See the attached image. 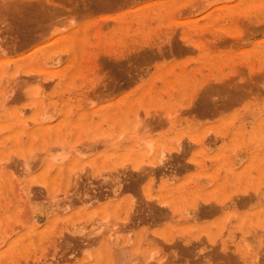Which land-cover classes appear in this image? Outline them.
<instances>
[{
    "label": "rangeland",
    "instance_id": "rangeland-1",
    "mask_svg": "<svg viewBox=\"0 0 264 264\" xmlns=\"http://www.w3.org/2000/svg\"><path fill=\"white\" fill-rule=\"evenodd\" d=\"M0 76V264H264V0H0Z\"/></svg>",
    "mask_w": 264,
    "mask_h": 264
},
{
    "label": "bare ground",
    "instance_id": "bare-ground-1",
    "mask_svg": "<svg viewBox=\"0 0 264 264\" xmlns=\"http://www.w3.org/2000/svg\"><path fill=\"white\" fill-rule=\"evenodd\" d=\"M211 1V0H210ZM217 7V6H216ZM64 38V37H63ZM65 50V49H64ZM66 51V50H65ZM53 56V55H52ZM59 56V55H58ZM58 58H60V57H58ZM51 59V58H50ZM41 60V59H40ZM43 62V61H42ZM57 63V62H56ZM46 65V64H45ZM44 70V69H43ZM44 72V71H43ZM46 73V72H45ZM1 77V76H0ZM3 77V76H2ZM14 77V76H13ZM41 77V76H40ZM1 79V78H0ZM8 81V80H7ZM5 94V93H4ZM7 94V93H6ZM5 94V95H6ZM1 96V95H0ZM3 96V95H2ZM5 101V100H4ZM50 114V113H49ZM72 114V113H71ZM42 115V114H41ZM51 115V114H50ZM19 116V115H18ZM39 118V117H38ZM50 118V117H49ZM40 120H41V117H40ZM48 121V120H47ZM139 121V120H138ZM23 122V121H22ZM2 128H5V129H7V131L9 132V134L11 135L12 134V131L9 129V128H7L6 127V125H3L2 126ZM28 128V127H27ZM37 128H38V126H37ZM135 129V128H134ZM37 130H39V129H37ZM123 134V133H122ZM36 135V134H35ZM121 135V134H120ZM46 136V135H45ZM30 137V136H29ZM19 139V138H18ZM20 140V139H19ZM94 140V139H93ZM110 140V139H109ZM114 141V140H113ZM144 142V141H143ZM4 142H2V144H3ZM142 143V142H141ZM198 143V142H197ZM205 143V142H204ZM231 143V142H230ZM137 144V143H136ZM135 144V145H136ZM200 144V143H199ZM199 144H197V145H199ZM249 144V143H248ZM150 145V144H149ZM202 145V144H201ZM66 146V145H65ZM94 146V145H93ZM121 146H122V144H121ZM133 147H134V145H133ZM146 147V146H145ZM151 147V146H150ZM52 148V147H51ZM85 148V147H84ZM91 148V147H90ZM117 148V147H116ZM49 149V148H48ZM60 149V148H59ZM134 149V148H133ZM146 149H147V147H146ZM84 150V149H83ZM149 151H151L150 149L148 150V152ZM70 152V151H69ZM51 153V152H50ZM164 153V152H163ZM162 153V154H163ZM53 154H55V153H53ZM70 154V153H69ZM148 154V153H147ZM12 156V155H11ZM160 156V155H159ZM165 156V155H164ZM163 156V157H164ZM51 157V156H50ZM65 157V156H64ZM161 157V156H160ZM163 157H161L162 159H163ZM229 157V156H228ZM7 158V157H6ZM49 158V157H48ZM57 158H59V157H57ZM62 159V158H61ZM29 160V159H28ZM48 160V159H47ZM50 160V159H49ZM234 160V159H233ZM40 161V160H39ZM157 161V160H156ZM158 161H161V160H158ZM233 162V161H232ZM142 163V162H141ZM143 165V164H142ZM128 166V165H127ZM161 166V165H160ZM5 168V167H4ZM149 170H151V169H149ZM2 171H4V170H2ZM2 171H0V172H2ZM6 171V170H5ZM137 172V171H136ZM70 176V175H69ZM10 177H11V175H10ZM208 179V178H207ZM14 180V179H13ZM15 181V180H14ZM170 182V181H169ZM15 183V182H14ZM171 183V182H170ZM153 188V187H152ZM199 188V187H198ZM258 190V189H257ZM248 192V191H247ZM19 197V196H18ZM109 197V196H108ZM117 197H118V195H117ZM256 197V196H255ZM112 198V197H111ZM21 199V198H20ZM257 199V198H256ZM56 200V199H55ZM58 200V199H57ZM249 200V199H248ZM19 204H20V201L18 202ZM224 203V202H223ZM5 205V204H4ZM86 205V204H85ZM29 206V205H28ZM129 206H131V205H129ZM215 206V205H214ZM125 207V206H124ZM217 207V206H216ZM213 208V207H212ZM29 209H30V207H29ZM55 209H57L56 208V206H55ZM124 209V208H123ZM217 209H218V207H217ZM58 210V209H57ZM129 210V209H128ZM54 211V210H53ZM186 211V210H185ZM167 213V212H166ZM180 214V213H179ZM185 214V213H184ZM94 216V215H93ZM171 216V215H170ZM180 216V215H179ZM184 217V216H183ZM195 221V220H194ZM84 222V221H83ZM61 223V222H60ZM96 223V222H95ZM37 226V225H36ZM69 226V225H68ZM79 225H77V227H78ZM116 226V225H115ZM115 226H113L114 228L113 229H115ZM73 227V226H72ZM105 227V226H104ZM16 228V227H15ZM76 228V227H75ZM108 228V227H107ZM264 228V227H263ZM113 229H112V231H113ZM11 230V229H10ZM104 230V229H103ZM107 230V229H106ZM117 230V229H116ZM97 231V230H96ZM108 231V230H107ZM128 231V230H127ZM133 231V230H132ZM67 232V231H66ZM102 232V231H101ZM108 232H110V231H108ZM250 232V231H249ZM104 233V232H103ZM118 233V232H117ZM116 233V234H117ZM132 233V232H131ZM145 233V232H144ZM143 233V234H144ZM87 234V233H86ZM112 234L114 235V233L112 232ZM260 235V234H259ZM101 236V235H100ZM145 236V235H144ZM201 236V235H200ZM172 237V236H171ZM219 237H220V235H219ZM74 238V237H73ZM89 238V237H88ZM91 238V237H90ZM105 238V237H104ZM104 238H103V240H104ZM112 237H110V239H111ZM261 238V237H260ZM108 239V238H107ZM109 239V240H110ZM124 239V238H123ZM98 241H99V239H97ZM129 240V239H128ZM85 241V240H84ZM87 241H89V240H87ZM119 241L120 240H118V236H114V241L112 242V244L110 245V247H115L116 245H119L118 243H119ZM92 242V241H91ZM90 242V243H91ZM123 242V241H122ZM96 243V242H95ZM94 243V244H95ZM128 243H129V241H128ZM235 243V242H234ZM261 243V242H260ZM123 244V243H122ZM130 244V243H129ZM92 245H93V243H92ZM109 245V244H108ZM124 245V244H123ZM127 245V246H126ZM126 245H124V247H128L129 245L128 244H126ZM243 245V244H242ZM88 248V247H87ZM157 248V247H156ZM122 250H124V248H123V246H122V248H121ZM120 249V250H121ZM115 250V249H114ZM156 250V249H155ZM118 251V250H117ZM114 252V251H113ZM130 255V254H129ZM149 256V255H148ZM151 257H153V256H150V258ZM139 258V257H138ZM137 258V259H138ZM144 258V257H143ZM125 259H127V258H125ZM152 259V258H151ZM253 259V258H252ZM146 260V259H145ZM251 261V260H250ZM149 262V261H148ZM148 262H147V264H148ZM252 263V262H251Z\"/></svg>",
    "mask_w": 264,
    "mask_h": 264
}]
</instances>
